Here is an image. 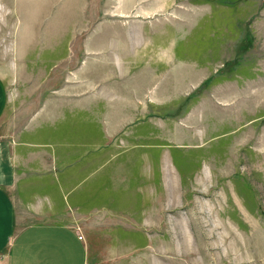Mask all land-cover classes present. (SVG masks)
Segmentation results:
<instances>
[{
    "label": "rangeland",
    "instance_id": "rangeland-1",
    "mask_svg": "<svg viewBox=\"0 0 264 264\" xmlns=\"http://www.w3.org/2000/svg\"><path fill=\"white\" fill-rule=\"evenodd\" d=\"M0 82L64 264H264V0H0Z\"/></svg>",
    "mask_w": 264,
    "mask_h": 264
},
{
    "label": "crops",
    "instance_id": "crops-1",
    "mask_svg": "<svg viewBox=\"0 0 264 264\" xmlns=\"http://www.w3.org/2000/svg\"><path fill=\"white\" fill-rule=\"evenodd\" d=\"M5 100L6 89L0 82V115ZM13 149L6 139H0V264H64L68 240L78 231L73 221L68 220L20 226L15 204L19 172ZM80 256L82 264H88L90 251L87 246L81 248Z\"/></svg>",
    "mask_w": 264,
    "mask_h": 264
},
{
    "label": "bare ground",
    "instance_id": "bare-ground-1",
    "mask_svg": "<svg viewBox=\"0 0 264 264\" xmlns=\"http://www.w3.org/2000/svg\"><path fill=\"white\" fill-rule=\"evenodd\" d=\"M80 237H82V236H80Z\"/></svg>",
    "mask_w": 264,
    "mask_h": 264
}]
</instances>
